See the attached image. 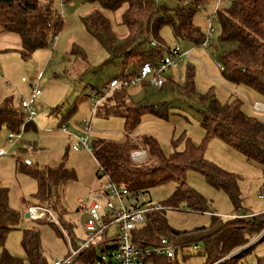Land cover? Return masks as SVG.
Segmentation results:
<instances>
[{
	"label": "rangeland",
	"instance_id": "1",
	"mask_svg": "<svg viewBox=\"0 0 264 264\" xmlns=\"http://www.w3.org/2000/svg\"><path fill=\"white\" fill-rule=\"evenodd\" d=\"M230 1L226 0L223 4L228 5ZM158 2L173 5L171 0ZM215 2H202L193 16L194 25L202 33L206 32L208 26L205 15L214 10ZM52 5L62 20L53 47L48 44L37 48L30 56L23 57L19 50V37L12 32L0 33V104L9 98L13 106L19 107L33 79L40 88V95L35 100L33 122L27 126L22 124L18 131H10L5 125L0 128V150L4 152L0 155V189H4L8 207L19 216L7 233L4 247L11 254L24 258L22 232L28 228L37 229L47 264L67 254L69 240L77 242L85 237L78 200L96 191L106 177L104 174L98 177V163L91 151L85 148L74 150L71 147L78 137L86 136L81 121L90 116L92 104L88 94L94 93L96 97L103 95L102 107L97 108L91 119L89 139L101 137L121 141L126 135L135 140L152 136L164 155H169L173 150L185 149L188 140L193 144L202 141L204 129L200 123L199 110L203 105L197 99L198 94L214 93L220 102L238 94L244 101L242 109L245 113L264 122V111L253 108L254 102L261 103L264 100L251 88L227 81L216 65L215 47L218 46L220 23L214 16L211 21L213 36L207 48L186 37L175 38L168 25L160 28L159 35L165 46L172 48L178 44L181 49L189 51L190 57L184 58L177 67L165 73V78L172 79V82L167 79L162 87L143 81H136L126 87L128 102L156 105L161 112L157 115L145 112L131 130H124L122 116H106L105 107L117 105L119 110L123 109L122 103L114 100V90H109L107 84L111 78L120 80L125 75H133L134 66L128 61L123 69L122 59L109 54L86 30L82 18L95 9L102 10L100 4L94 0H52ZM123 10L124 6L115 11L102 10L110 21L116 42L127 33L121 23ZM138 64L135 63L137 67ZM187 68H191L193 73L194 93L189 95L181 92ZM21 77L26 80L22 81ZM179 77L181 81H178ZM97 91L103 93L97 94ZM60 123L65 126V131L60 128ZM10 132H18L19 136L9 141ZM203 145L206 160L236 174L241 196L240 208H233L223 188L211 185L201 172L189 169L184 179L204 197L208 210H194L185 204L179 205V208L163 206L167 224L174 230L191 231L208 226L211 214L227 220L240 212L253 215L264 212V165L247 160L239 150L217 137L207 138ZM65 154V166L74 170L75 178L58 182L48 198L39 199L35 179L20 168L21 164L28 160V164L31 162L33 166H53L61 162ZM174 187V181H167L146 186L134 194L139 204L163 203ZM30 205L47 208L53 217L49 214L40 219L26 217V209ZM253 239L249 238L247 244ZM245 246L237 249L238 252L245 250ZM200 247L194 249L189 245L178 248V264H203L205 257L198 251L202 249ZM231 255L232 252L222 256L217 263L228 260ZM23 262L28 264L25 259ZM237 264H264V238L245 252Z\"/></svg>",
	"mask_w": 264,
	"mask_h": 264
},
{
	"label": "trees",
	"instance_id": "2",
	"mask_svg": "<svg viewBox=\"0 0 264 264\" xmlns=\"http://www.w3.org/2000/svg\"><path fill=\"white\" fill-rule=\"evenodd\" d=\"M94 1L100 4L102 10L115 11L124 6L121 23L126 27L127 33L119 42H116L110 21L102 10L95 9L82 20L86 30L109 54L122 59L123 69L128 61L134 66L132 74L137 73L143 62H157L170 51V47L164 45L159 35L162 26L168 25L175 38L186 37L201 43L204 37V33L194 25L193 16L199 5L206 0H171V6L158 0ZM216 17L220 23V34L215 51L222 66V75L234 85L251 88L264 100V0H231L228 5L219 6ZM61 27V16L54 9L52 0H0V33L12 32L19 37V50L23 57L30 56L34 50L48 44L53 47V37ZM136 62L140 63L138 67ZM181 88V92L186 95L194 93L191 68H187L186 81ZM113 90L114 100L121 102L123 109L119 110V106L114 105L109 107L108 113L123 117L124 130H131L145 112L154 115L161 112L156 105L128 102L124 87ZM197 99L203 105L199 112L204 136L199 144L188 140L185 149L173 150L169 155H164L152 136L135 140L126 135L121 141L93 137L90 139L91 153L98 163V171L102 168L98 177L106 174L131 192L174 181L175 187L161 205L179 208V205L185 204L191 209L205 211L208 209L204 197L184 179L185 172L194 169L201 172L211 185L223 188L233 208L238 210L241 196L236 174L206 160L203 156V143L207 138L217 137L239 150L247 160L264 165V122L245 113L242 109L244 101L238 94L231 95L225 102H220L211 92L198 94ZM24 120L20 107L13 106L9 98L0 104V128L5 125L10 131H18L22 124L27 126L29 122H33ZM59 126L61 127V123ZM138 146L145 149L146 158L141 162H134L130 158V152ZM65 159L66 154L61 162L53 166H33L31 162L21 164L20 168L35 179L39 199L48 198L58 182L75 178L74 170L65 166ZM3 190L0 189V264H24V259L28 264H47L37 229L28 228L22 232L24 258L5 249L7 233L19 216L8 207ZM211 215L208 226L178 231L167 224L163 208L151 210L146 212L145 224L138 227L131 238L139 248L159 246L162 237L173 244L175 252L172 258L152 255L151 264H178V248L195 244L202 246L198 251L205 257L203 264H209L242 247L249 238L264 229V212L227 220ZM263 238L264 233L252 246ZM252 246L216 264H237L238 259ZM91 249L94 247L87 251ZM183 256L186 258L185 254ZM93 257L94 253L91 252V260Z\"/></svg>",
	"mask_w": 264,
	"mask_h": 264
},
{
	"label": "built area",
	"instance_id": "3",
	"mask_svg": "<svg viewBox=\"0 0 264 264\" xmlns=\"http://www.w3.org/2000/svg\"><path fill=\"white\" fill-rule=\"evenodd\" d=\"M225 1L216 0L214 10L207 12L205 15L208 26L200 43L204 48L210 45V39L213 36L212 18L217 15V9ZM53 38L55 39L56 35ZM189 57L188 50H183L178 44H175L157 62H143L136 74L120 80L117 77L110 79L107 88L109 90L120 87L126 88L131 84H135L136 81H143L158 88L162 87L167 80L166 76H164L165 73L177 67L184 58L187 59ZM216 65L222 69L218 60ZM21 80L25 81L26 79L21 77ZM181 80L182 78L179 77L178 81ZM39 95L40 88L37 86V81L33 79L31 80L28 94L22 97L19 103V107L27 121H33L34 119L36 114L35 100ZM102 98L103 95L96 97L94 94H90V102L92 104L90 116L89 119L85 118L81 121L86 136L78 137L75 143L72 144V149L85 148L91 151L88 137L92 132L91 119L96 113ZM253 108L264 111V103L254 102ZM60 128L65 131L64 125H61ZM18 136V132H10L8 140L13 141ZM2 154L4 152L0 150V155ZM145 157L146 151L140 146L130 152V158L134 162H141ZM99 170L102 173V168ZM104 175L106 176L105 181L96 191L78 200V210L83 215L81 228L85 237L80 238L77 242L69 240L67 254L62 258L53 259L51 264H151L150 256L152 255H166V257L172 258L175 252L174 246L166 237L160 239L159 246L147 248L137 247L131 238L133 232L145 224L146 212L162 209L163 205L160 203L139 204L134 192L129 191L125 185L113 181L108 175ZM259 196L263 197L262 194ZM26 213L31 219H40L46 214L53 217L47 208L40 205L28 206ZM251 216L253 214L240 212L232 217L245 218ZM263 233L264 229L254 236L251 243L254 240L257 241ZM251 243H246L245 245L250 246ZM92 246L94 251L92 249L87 251ZM200 246L195 244L192 248H201ZM248 246H245V248ZM237 249L232 251L233 255L238 253L239 250ZM91 252L94 253L92 260ZM216 263L217 261L210 264Z\"/></svg>",
	"mask_w": 264,
	"mask_h": 264
},
{
	"label": "crops",
	"instance_id": "4",
	"mask_svg": "<svg viewBox=\"0 0 264 264\" xmlns=\"http://www.w3.org/2000/svg\"><path fill=\"white\" fill-rule=\"evenodd\" d=\"M111 79H112V78H111ZM99 105H100V106H98V107H102V106H101L102 103H100ZM104 110H105L106 116L110 114V113H108L109 107H105ZM119 116H120V115H119ZM245 213H246V212H245Z\"/></svg>",
	"mask_w": 264,
	"mask_h": 264
},
{
	"label": "water",
	"instance_id": "5",
	"mask_svg": "<svg viewBox=\"0 0 264 264\" xmlns=\"http://www.w3.org/2000/svg\"><path fill=\"white\" fill-rule=\"evenodd\" d=\"M25 162H26V163H29V161H28V160H26ZM25 216H26V217H28V216H27V213L25 214Z\"/></svg>",
	"mask_w": 264,
	"mask_h": 264
}]
</instances>
